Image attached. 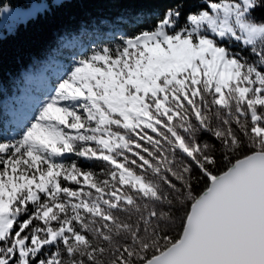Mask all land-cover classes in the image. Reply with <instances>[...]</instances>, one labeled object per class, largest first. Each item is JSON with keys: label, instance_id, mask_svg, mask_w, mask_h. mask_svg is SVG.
Listing matches in <instances>:
<instances>
[{"label": "snow or ice", "instance_id": "snow-or-ice-1", "mask_svg": "<svg viewBox=\"0 0 264 264\" xmlns=\"http://www.w3.org/2000/svg\"><path fill=\"white\" fill-rule=\"evenodd\" d=\"M71 5L0 35V264H264V0H0L7 39Z\"/></svg>", "mask_w": 264, "mask_h": 264}, {"label": "trees", "instance_id": "trees-1", "mask_svg": "<svg viewBox=\"0 0 264 264\" xmlns=\"http://www.w3.org/2000/svg\"><path fill=\"white\" fill-rule=\"evenodd\" d=\"M30 0H20V5H28ZM15 3L13 4V6ZM80 6L71 5L63 11L55 21L46 25H35L30 27L28 30L21 28L19 37L15 40L7 39L12 32H7L4 36L5 39V51L6 53H12L18 56L20 59L27 61V58L32 55L40 56L43 55L52 40V34L58 29L72 28L75 22L83 19V13L79 10ZM257 15H260L257 12ZM8 67L15 68V63L7 64ZM39 68V67H38ZM7 82V78H6ZM24 84L21 85L23 87ZM9 99V93L5 90L3 97L0 100L5 101Z\"/></svg>", "mask_w": 264, "mask_h": 264}, {"label": "rangeland", "instance_id": "rangeland-1", "mask_svg": "<svg viewBox=\"0 0 264 264\" xmlns=\"http://www.w3.org/2000/svg\"><path fill=\"white\" fill-rule=\"evenodd\" d=\"M39 3H41V0H30V3L28 5H20V6L27 9V8L33 7ZM15 7H16V5L13 6V8H15ZM17 25H18V20L15 17V15H13V14L0 15V35L4 36L7 32H12ZM90 42L91 41L89 39H85L84 40L85 46ZM35 71H36V75L39 76L40 73L42 72V68H37ZM37 86H38V82L34 81L31 83L24 84L23 88L31 89V88H35ZM9 102H10L9 99L3 101V103L5 105H7Z\"/></svg>", "mask_w": 264, "mask_h": 264}]
</instances>
